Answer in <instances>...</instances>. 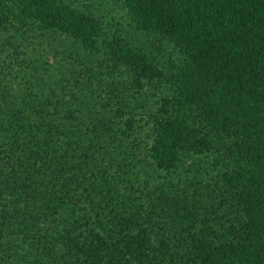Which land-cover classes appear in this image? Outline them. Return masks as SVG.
Instances as JSON below:
<instances>
[{
    "label": "trees",
    "instance_id": "16d2710c",
    "mask_svg": "<svg viewBox=\"0 0 264 264\" xmlns=\"http://www.w3.org/2000/svg\"><path fill=\"white\" fill-rule=\"evenodd\" d=\"M0 264H264V0H0Z\"/></svg>",
    "mask_w": 264,
    "mask_h": 264
},
{
    "label": "rangeland",
    "instance_id": "374dc122",
    "mask_svg": "<svg viewBox=\"0 0 264 264\" xmlns=\"http://www.w3.org/2000/svg\"><path fill=\"white\" fill-rule=\"evenodd\" d=\"M45 47H46L48 50H51V53H53V50L50 49L49 46L46 45ZM45 52H46V50H45ZM49 60H50V63H52L53 66H54V67L52 66V70H55V68L57 69L58 64L53 62L54 59L52 58V56L49 57ZM42 72L46 73L44 70H43Z\"/></svg>",
    "mask_w": 264,
    "mask_h": 264
}]
</instances>
